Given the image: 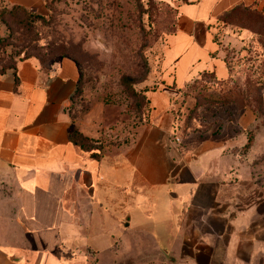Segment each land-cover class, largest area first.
I'll list each match as a JSON object with an SVG mask.
<instances>
[{"label": "crops", "instance_id": "obj_1", "mask_svg": "<svg viewBox=\"0 0 264 264\" xmlns=\"http://www.w3.org/2000/svg\"><path fill=\"white\" fill-rule=\"evenodd\" d=\"M237 4L264 12V0L179 2L159 85L143 90L147 121L98 157L71 139L73 57L0 68V203L14 205L0 213V264H120L153 249L140 264H264V189L243 186L226 134L173 130L179 89L229 76L211 21Z\"/></svg>", "mask_w": 264, "mask_h": 264}, {"label": "rangeland", "instance_id": "obj_2", "mask_svg": "<svg viewBox=\"0 0 264 264\" xmlns=\"http://www.w3.org/2000/svg\"><path fill=\"white\" fill-rule=\"evenodd\" d=\"M180 1L35 0L25 5L0 0V68L12 67L28 54L45 64L61 54L73 56L80 79L68 108L71 139L99 148L98 155L107 153L147 121L150 107L143 90L159 85L167 35L183 20ZM239 10L211 21L231 77L219 82L203 74L179 89L171 105L173 130L184 138L226 134L238 154L243 186L264 189V15ZM231 78L240 85L250 83L247 99L256 110L215 100ZM13 206L0 203V213L9 215ZM28 244L19 247L25 256L31 253ZM143 254L120 264H140Z\"/></svg>", "mask_w": 264, "mask_h": 264}, {"label": "trees", "instance_id": "obj_3", "mask_svg": "<svg viewBox=\"0 0 264 264\" xmlns=\"http://www.w3.org/2000/svg\"><path fill=\"white\" fill-rule=\"evenodd\" d=\"M237 10H239V12H251V11L252 12H258V13L264 15L263 10H260V9H257V8H251L248 5L237 4V5L233 6L232 8L221 12L219 14V17L221 15H224V14H233ZM29 55L36 56L43 63V61L41 60L40 56H38L36 54H28V55H24V56H29ZM61 55H67V54H61ZM69 56H71V55H69ZM71 57H73V56H71ZM48 61H50V60H48ZM229 69H230V67H229ZM79 70H80V68H79ZM262 70L264 71V60L262 61ZM230 73L231 72H229V76L228 77H226V78H217V80H219V82H223V81L229 79V77H231ZM204 74H210V73H204ZM79 79H80V76H79ZM197 79L198 78H195L192 81H196ZM231 80H232V84H230L226 89H224L223 93L219 97L214 96L216 98L215 100L219 101V102H235L238 105H240L241 107H250L251 105H249L250 103L248 102V99H247V98L251 97L250 83L248 82L249 86L246 83L244 85H240L239 83H237V81H233L232 78H231ZM253 109L256 110L255 108H253ZM80 135H81L82 139H85V140L88 139L87 136H85L83 134H80ZM72 140H73V142L75 144H78L81 148L91 150V156H94V157L100 156V155H98V154L101 153L99 148H96L94 146L85 145L83 141L78 142L74 137H73Z\"/></svg>", "mask_w": 264, "mask_h": 264}]
</instances>
